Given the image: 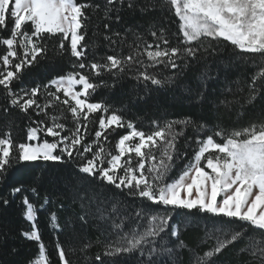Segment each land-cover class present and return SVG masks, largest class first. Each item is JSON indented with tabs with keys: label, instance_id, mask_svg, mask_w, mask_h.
<instances>
[{
	"label": "snow or ice",
	"instance_id": "obj_1",
	"mask_svg": "<svg viewBox=\"0 0 264 264\" xmlns=\"http://www.w3.org/2000/svg\"><path fill=\"white\" fill-rule=\"evenodd\" d=\"M138 16L151 17L152 42L129 24ZM90 30L96 40H86ZM101 37L112 54L95 51ZM50 47L67 54L72 70L32 81ZM241 65L255 67L233 79ZM126 78L135 83L120 107L93 99ZM221 82L224 98H210ZM161 94L201 111L165 112L147 130L126 115L158 108ZM58 105L71 124L49 111ZM0 109V221L19 201L28 223H0V264H17L19 237L37 244L28 264H73L58 236L55 260L42 240L39 213L53 197L70 210L63 225L48 211L54 233L77 223L99 232L101 251L89 257L85 242L77 264H184L185 250L187 264H224L229 248L242 257L237 264H264V0H0ZM250 111L254 119L240 125ZM13 112L29 121L23 140L14 138ZM117 129L127 132L113 151L103 142ZM187 148L191 158L172 176ZM181 226L203 237L190 246Z\"/></svg>",
	"mask_w": 264,
	"mask_h": 264
},
{
	"label": "trees",
	"instance_id": "obj_2",
	"mask_svg": "<svg viewBox=\"0 0 264 264\" xmlns=\"http://www.w3.org/2000/svg\"><path fill=\"white\" fill-rule=\"evenodd\" d=\"M151 23V17L144 19L140 18L139 16L135 18V20H129V24H138L141 27L137 29V31H140L142 33V39L147 42H152L153 38L150 36L148 32V25ZM165 25L169 27L170 31H175V25L170 24L167 20L164 21ZM96 40V37H93L92 31H89L88 37H86V40ZM170 39L174 38L170 37ZM101 46L96 48L95 51L99 54H112V52L104 47L105 42L103 41L102 37L98 39L97 41ZM142 47V46H141ZM229 48L231 46L229 45ZM58 49H53L50 47V50L47 54V58L44 60H41L38 65H36L32 69V75L31 80L38 82V83H46L48 79H50L52 76L56 75L58 72L68 71L71 69V64L68 62V56L65 54L64 56H60L57 54ZM124 53L127 52V49L123 50ZM39 59V58H38ZM74 59V58H73ZM145 60H147L146 56L144 57ZM255 65H250L248 67H245L244 65H241L240 68L237 70L233 68V79L236 78V75H243L247 74L248 76L251 75ZM55 69V71H53ZM162 69V66H161ZM156 69L150 68L149 71H155ZM91 75V73H89ZM167 74V72H165ZM191 76V73L189 74ZM104 79H108L107 74H105ZM109 83L111 81L109 80ZM135 81L132 79L126 78L122 84L118 85L115 89H106L101 87L97 90V93L94 100L99 99H108L110 103H113L116 107H120L123 101H127L129 99V94L131 93L132 87L134 85ZM25 84H27L29 87L34 86L32 84H29L28 81H25ZM224 87V84L218 83L215 85L216 91L210 93L211 97L219 96L221 99L224 98L223 95H221L219 89ZM231 99V96L228 97ZM43 102V100L41 101ZM159 104V107L157 108L153 104H149L147 106H141V109H135L133 108L130 112H128L126 115L129 118H136L137 127H144L145 130H147L151 126V120L153 118H160L162 117L165 112L168 114V118H174L178 116H183L187 114H193L198 115L200 113V109L196 106L189 105L188 103H178L177 101H174L171 99V97L165 98L163 94L160 95L159 100L157 102ZM170 105H175V107H169ZM2 110V109H0ZM50 112H54L55 114L59 115L61 112L64 113L65 116H67L69 119L66 121L67 123L71 124L70 119V113L66 112L65 106L58 105L56 109H50ZM224 109L221 107V112H223ZM256 111L258 112L259 109L257 108ZM93 115H99V113L93 114ZM40 117H37L39 119ZM13 119L15 120L16 124L18 125L17 128L14 129V138L17 140H23L24 138V129L26 125L29 123L28 120L24 118V115L17 114L13 112ZM254 119L252 112L250 111L248 115L243 117L239 124L242 126H246L250 120ZM236 120V117L233 115L231 119L228 118L227 115L224 116V122L226 124H233ZM96 126H92V133L89 135V140L94 138V130ZM127 132V129H117L115 133H111L109 135V140L106 142H103L105 144V147H107L110 150L114 151V145L119 139L120 134H124ZM18 134V135H17ZM186 135H193V132L191 129H189L186 132ZM202 135V134H201ZM51 139V138H49ZM183 143V139H181V144ZM193 142V147H194ZM188 153L187 156H185L182 160H180L173 172L171 173L172 176H176L179 174L180 169L183 167V164L187 162L188 159L191 158L192 155V149L187 148L184 149ZM20 169H23L24 165L18 166ZM14 176H19V172H12L10 173ZM43 196V194H42ZM53 203L49 206H46L45 210H42L39 213V228L42 235V240L46 245V252L51 255V258L53 260L56 259L55 257V243L57 242V236L59 238V241L65 245L66 250L69 252V257L73 260V264H77L78 258L82 257L81 248L85 242H91L92 247L88 249V256L92 257L97 252L101 251L100 245L96 244L97 237L99 236V232L95 227H86L85 229L81 230L79 224L77 223L75 228H65L61 233L57 234L54 233L53 230L48 227V211H55L60 218V223L63 225L66 218L70 215V210L67 209V203H65V208H60L61 200H58L56 197H53ZM128 200H132L131 197L127 198ZM39 203H42V199L39 201ZM177 212H184L186 210H176ZM175 219H180V217H176L175 213H173ZM5 220L0 221V223H4L8 227H12L14 230H19L21 228H27L28 223L23 220L21 213H20V203L19 201H16L15 204L8 209L6 213H4ZM201 224H203V221H201ZM181 231L183 233L182 238L190 245H196L200 238L203 237V231L201 228H197L194 226H189L188 228H184L181 226ZM19 248V255L15 257L17 264H28V261L32 259L37 251L38 247L36 242L34 241H27L23 237H19L14 241ZM212 243V242H210ZM201 247L206 248L207 246L201 245ZM242 257L237 256L236 249L229 248L225 251V253L222 255L221 259L224 261V264H237V261L241 259ZM184 264H187L188 260V254L185 250L183 254ZM84 264H87V262H84Z\"/></svg>",
	"mask_w": 264,
	"mask_h": 264
}]
</instances>
